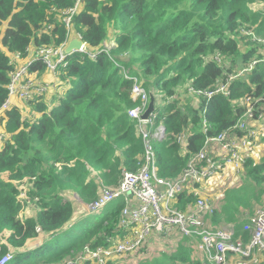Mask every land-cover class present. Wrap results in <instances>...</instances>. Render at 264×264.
Returning <instances> with one entry per match:
<instances>
[{"label":"trees","instance_id":"1","mask_svg":"<svg viewBox=\"0 0 264 264\" xmlns=\"http://www.w3.org/2000/svg\"><path fill=\"white\" fill-rule=\"evenodd\" d=\"M75 2L0 0V105L7 98L13 70L1 49L24 55L30 44L59 46L67 39L63 12ZM71 31L96 55L74 51L65 56L58 76L67 88L56 105L47 109L41 95L27 100L31 109L40 112L38 116L22 117L15 107L5 112L9 136L0 143V174L8 172V177H0V256L13 253L7 264L59 261L99 232L112 230L117 222L122 200L111 202L91 219L83 216L74 226L85 225L72 236L73 225L63 228L74 213L65 192L76 193L82 202L92 201L100 186L118 183L122 169L135 171L144 151L136 121L127 113L137 104L130 97L131 81L106 53L98 52L109 33L115 41L109 50L112 57L148 91L171 100L186 95L189 87L213 85L226 70L225 64L229 63L230 71L260 57L252 34L264 36V0H80L71 17ZM217 55L224 65L215 62ZM30 69L46 68L38 59ZM263 90L264 62H260L243 78L230 82L227 97L202 98L198 108L190 107L186 98L184 111L177 99L156 108L154 124L163 118L166 132L165 139L154 142L158 175L174 178L186 166L188 154H179L175 135L188 129V151L195 153L205 138L201 116L208 134L214 135L243 113L231 100L248 94L257 97ZM240 176L238 186L225 190L212 220L214 226L239 222L235 235L246 243L250 234L243 230V222L264 206V154L258 160L248 158ZM25 179L31 187L22 198L19 183ZM178 199L182 207L193 197L181 192ZM28 206H35V214L20 218L19 212ZM4 230L10 234L2 242ZM43 233L46 238L37 247L18 249ZM189 254L190 248L181 244L172 253L135 264H202L191 262ZM259 259L258 264H264V251Z\"/></svg>","mask_w":264,"mask_h":264},{"label":"built area","instance_id":"2","mask_svg":"<svg viewBox=\"0 0 264 264\" xmlns=\"http://www.w3.org/2000/svg\"><path fill=\"white\" fill-rule=\"evenodd\" d=\"M79 1L76 0L72 7L63 12L62 22L67 30V39L56 47L38 46L30 61L10 71L8 95L0 105V112L9 109L10 96L17 95L26 101L47 91V85L37 84L35 80L25 77L32 63L38 59L45 65L46 70L58 75V68L63 67L65 56L68 55L63 54L62 49L71 37V17L77 11ZM75 36L81 38L79 34ZM252 39L259 44V58H251L228 71L229 63L225 64L223 57L217 55L215 62L225 64L226 70L222 76L209 87H189L186 95L175 97L174 99L179 100V108L185 110L186 98L190 99V107L198 108L202 98L209 100L219 94L227 97L231 81L243 78L256 64L264 62V36L252 34ZM111 47L104 41L98 52L106 53L120 68L123 77L131 81L130 97L137 104L127 113L136 121V131L143 142L144 151L135 171L122 169L117 184L100 186L96 197L86 204L87 213L94 214L102 211L113 200H122L123 205L113 229L99 232L97 237L94 236L82 247L71 250L65 258L49 264H112L114 260L132 263L142 255L149 256L154 236L172 243L175 232L187 237L189 242L196 243L207 264H258L259 252L264 251V206L256 210L243 226V230L250 234L246 243H243L240 235H235V223L214 226L211 218L217 208L215 203L219 204L225 190L234 187V183L241 182L243 163L248 158H254L256 148L262 146L260 142L264 139V90L257 97L248 94L231 100L232 104L243 108V113L233 125L214 135L208 134L209 127L200 113L201 131L205 134L202 146L195 153H191L187 147L188 129L175 135L174 141L178 145L179 154H188L186 166L174 178L160 177L154 142L165 139L166 132L163 118L154 124L158 115L155 110L174 99L160 96L165 103H156L155 98V110L148 115L147 120H142L140 116L148 105L149 91L137 76L112 57L109 53ZM79 52L87 53L89 57L96 55L95 52L87 50L84 41ZM126 55L127 53L121 57ZM217 181L221 182L220 189L211 192L216 188L214 185ZM19 188V197L25 198L28 189L23 182L19 183ZM181 192L191 194L193 200L178 207V194ZM36 231L42 233L39 226ZM12 256L13 253L7 251L0 256V264H7ZM231 256H238L239 261L232 262Z\"/></svg>","mask_w":264,"mask_h":264},{"label":"crops","instance_id":"3","mask_svg":"<svg viewBox=\"0 0 264 264\" xmlns=\"http://www.w3.org/2000/svg\"><path fill=\"white\" fill-rule=\"evenodd\" d=\"M110 34L111 33H109V36H108L107 40H105V41L107 43H109V45L114 46L115 45L114 37ZM72 37H75V35H71V37L68 38V41ZM36 48L37 47L33 44L28 45V47H26V52L24 55H21V53H19V52H9L6 48H2L1 50L4 51L5 54L9 57L8 62L13 66V69H15L19 66L24 65L26 62L30 61L34 57ZM17 54H19V55H17ZM25 78L29 79V80H35L37 82V84H44V85L48 86L47 91L44 92V94H42V100H41L44 102L47 109H51L52 107H54L56 105L57 97L61 93H63L65 91V89L67 88V85L65 84L66 81H61V79L59 78V76L57 74H55L49 70H46V69L41 71V72L30 69ZM12 107L17 108L20 111L22 117H28L29 115L38 116L39 114H37V113H40V112L35 111L33 108L31 109L30 105L27 103V100L25 101V100L19 98L17 95L9 97V108H12ZM6 120H7V117L5 115V112H0V143H1V139L3 137H7L6 136L7 133H5ZM7 135H9V134H7ZM0 177L4 178L6 180L8 177V172L1 173ZM240 183L241 182L238 181V182L234 183V185L236 184L235 186H238ZM23 184L26 186L27 189L31 187V185H29V183H28V179L23 180ZM64 196L68 197L72 201V203L74 205V213H73L72 218L63 226V228L71 227L72 225L74 226V224H77L78 221H80L82 219V217L85 215L86 216L90 215L92 217L94 216L92 214L87 213V211H86V204L87 203L82 202L76 193L65 192ZM220 202H221V200H220ZM220 202H219V204H220ZM215 205H216V207L218 206L216 203H215ZM21 212L25 213L23 215V217L31 216L32 214H35V206H31L29 208L25 207L23 209V211H21ZM212 218H211V222L214 225L216 223L213 222ZM248 218H246V221L243 222V225L248 221ZM238 223L239 222L236 221L235 230H236ZM4 231L5 232L2 234V237L4 235L5 238L3 237V239L1 240L2 242L5 241L6 237L10 234L9 230H4ZM45 238H46V234L43 233L42 236H38L35 239H31V240L27 241L25 243V247H20L18 249L21 251L29 250L30 246H34L37 243L40 244ZM38 239H40V240H38ZM181 244L185 248H190V254H189L190 259L189 260L191 262H201L202 264H207V262L200 255V250L198 248V245L194 242H189L187 237L179 234L178 232L174 233V239H173L172 243L166 242L165 240H163L159 236H154L151 240L150 251H149L148 257H145L144 255H142L136 261H134L132 263H125L122 260H114L112 262V264H135V263H137L143 259L156 258L165 252H168V253L174 252L176 250V248ZM194 258H196V259H194ZM230 260L232 262H238L239 257L238 256H231ZM179 264H185V263L181 262Z\"/></svg>","mask_w":264,"mask_h":264},{"label":"water","instance_id":"4","mask_svg":"<svg viewBox=\"0 0 264 264\" xmlns=\"http://www.w3.org/2000/svg\"><path fill=\"white\" fill-rule=\"evenodd\" d=\"M83 45V41L81 38L75 36L72 37L68 42L67 45L65 46V48L62 49V53L63 54H70L72 51H79L81 49ZM155 96L152 93V91L149 90V102L148 105L146 107V109L144 110V112L141 114L140 118L142 120H147L148 119V115L153 112L155 110ZM40 240V239H38ZM39 244L37 243L34 246H30L29 249H33L35 247H37Z\"/></svg>","mask_w":264,"mask_h":264},{"label":"rangeland","instance_id":"5","mask_svg":"<svg viewBox=\"0 0 264 264\" xmlns=\"http://www.w3.org/2000/svg\"><path fill=\"white\" fill-rule=\"evenodd\" d=\"M70 35H76V34H74L72 31H71V34ZM181 91V93L182 94H184V89H181L180 90ZM155 96V98H156V103H158V102H162V103H165V100H163V99H161L160 98V96L159 95H154ZM6 136H9V135H7L6 134ZM260 144H262V146H258L257 148H256V151L254 152V155H253V157H254V159H256V160H258V158H260L263 154H264V139L260 142ZM221 182H218L217 181V183L214 185V186H216V188H214V189H212L211 190V192H217L219 189H220V187H221V184H220ZM113 201H115V200H113ZM27 205V204H26ZM28 208H29V206H28ZM25 213H22V212H19V217L20 218H23V215H24ZM93 215H95V214H93ZM84 218V220H87V219H91L92 218V216H90V215H88V216H85V217H83ZM83 225H85V223H83V224H79V225H75V226H72V229H69V233H70V235L72 236V235H74L75 233H77L78 231H79V229L83 226ZM71 228V227H70ZM3 237L5 238V236L3 235Z\"/></svg>","mask_w":264,"mask_h":264},{"label":"clouds","instance_id":"6","mask_svg":"<svg viewBox=\"0 0 264 264\" xmlns=\"http://www.w3.org/2000/svg\"><path fill=\"white\" fill-rule=\"evenodd\" d=\"M66 45H67V44H66ZM64 48H65V47H64ZM9 109H10V108H9ZM9 109H8V110H9ZM6 111H7V110H6ZM6 111H3V112H6ZM94 214H95V213H94Z\"/></svg>","mask_w":264,"mask_h":264}]
</instances>
